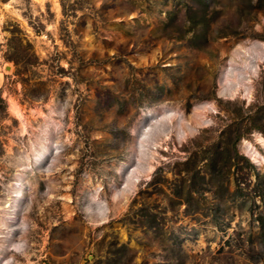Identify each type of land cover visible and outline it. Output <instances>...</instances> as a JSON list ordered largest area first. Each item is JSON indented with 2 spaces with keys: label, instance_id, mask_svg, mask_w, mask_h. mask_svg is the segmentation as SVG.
Instances as JSON below:
<instances>
[{
  "label": "rangeland",
  "instance_id": "1",
  "mask_svg": "<svg viewBox=\"0 0 264 264\" xmlns=\"http://www.w3.org/2000/svg\"><path fill=\"white\" fill-rule=\"evenodd\" d=\"M249 147L264 0H0L4 264H264Z\"/></svg>",
  "mask_w": 264,
  "mask_h": 264
},
{
  "label": "bare ground",
  "instance_id": "2",
  "mask_svg": "<svg viewBox=\"0 0 264 264\" xmlns=\"http://www.w3.org/2000/svg\"><path fill=\"white\" fill-rule=\"evenodd\" d=\"M13 107V106H12ZM249 152L251 153V155L253 156V160L256 162V163H264V158H260L258 159L257 156H256V153L255 151H253L252 148H248ZM50 155V147L47 146L45 148H43L37 155L36 159H35V165L36 166H42L44 164V162L46 161V159L49 157ZM24 188H23V184L22 183H19V186H18V190L16 192V195H17V199L20 200L22 198H24ZM18 202V201H17ZM14 202L13 204V211L11 212L10 216H9V221L10 223H14V225H16L19 221V215H18V211H19V202ZM9 236V235H8ZM16 236H14L13 238L11 239H15ZM4 258H5V255H0V264H4Z\"/></svg>",
  "mask_w": 264,
  "mask_h": 264
}]
</instances>
